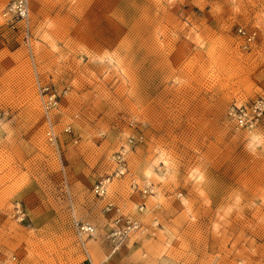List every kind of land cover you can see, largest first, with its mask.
Here are the masks:
<instances>
[{
  "label": "rangeland",
  "instance_id": "374dc122",
  "mask_svg": "<svg viewBox=\"0 0 264 264\" xmlns=\"http://www.w3.org/2000/svg\"><path fill=\"white\" fill-rule=\"evenodd\" d=\"M5 1L0 264H264V112L227 115L264 97V0H29L28 34ZM121 149L139 227L110 236L90 188Z\"/></svg>",
  "mask_w": 264,
  "mask_h": 264
},
{
  "label": "built area",
  "instance_id": "2783aa9c",
  "mask_svg": "<svg viewBox=\"0 0 264 264\" xmlns=\"http://www.w3.org/2000/svg\"><path fill=\"white\" fill-rule=\"evenodd\" d=\"M29 0H6L2 9L1 16L6 20H17L21 23L23 31L25 34H28V19H29V10H28ZM236 33L238 37L242 40L243 47L246 44H249L254 37V32L246 31L242 27L236 28ZM42 91H47V87L40 88ZM50 98L53 95H49ZM49 98V99H50ZM55 105V101L49 100L46 109H49ZM264 112V97H259L249 104H236L232 106L227 115L232 120L233 125L237 129L249 130L251 127L255 126ZM45 129H44V140L46 145L52 148L54 151H57V140L56 135L53 130V126L48 120V117L45 116ZM68 128L66 127L65 131ZM114 168L108 173L104 174L97 179H95L91 185L90 192L92 196L97 199L103 200L102 210L104 212H110L112 215V231H110V236H119L121 234H126L129 231L135 230L139 227V224L134 220H129L124 218L121 214L120 207L114 202L107 199V191L111 181L120 177L126 172V151L121 149L114 155ZM136 184L134 182L130 183V187L134 188ZM147 190L146 186L141 190L144 193ZM21 220V217H18ZM75 228L78 230L79 234L86 232H91V226L86 222H74ZM1 264H6L2 262Z\"/></svg>",
  "mask_w": 264,
  "mask_h": 264
},
{
  "label": "bare ground",
  "instance_id": "6f19581e",
  "mask_svg": "<svg viewBox=\"0 0 264 264\" xmlns=\"http://www.w3.org/2000/svg\"><path fill=\"white\" fill-rule=\"evenodd\" d=\"M110 185V184H109ZM109 188V187H108Z\"/></svg>",
  "mask_w": 264,
  "mask_h": 264
}]
</instances>
